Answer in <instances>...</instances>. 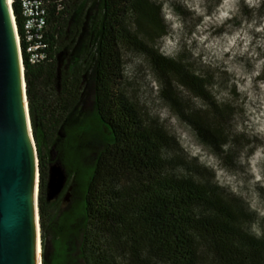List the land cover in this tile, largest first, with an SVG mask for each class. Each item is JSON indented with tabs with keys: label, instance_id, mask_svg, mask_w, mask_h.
<instances>
[{
	"label": "trees",
	"instance_id": "1",
	"mask_svg": "<svg viewBox=\"0 0 264 264\" xmlns=\"http://www.w3.org/2000/svg\"><path fill=\"white\" fill-rule=\"evenodd\" d=\"M11 9L19 28L18 0ZM167 33L159 0H63L58 13L50 4L51 60L22 62L41 264H264V223L253 234L254 212L121 89L122 51L143 55L167 110L220 163L236 165L233 108L216 100L208 72L160 51ZM52 149L69 178L67 202L50 198Z\"/></svg>",
	"mask_w": 264,
	"mask_h": 264
},
{
	"label": "rangeland",
	"instance_id": "2",
	"mask_svg": "<svg viewBox=\"0 0 264 264\" xmlns=\"http://www.w3.org/2000/svg\"><path fill=\"white\" fill-rule=\"evenodd\" d=\"M262 1L159 0L168 25L160 51L171 58L183 55L196 72H208L216 100L233 108L228 129L236 138L234 144L230 143L238 152L235 166L220 163L197 142L189 126L167 110L160 101L159 80L143 55L129 50L121 53L123 93L141 113L158 117L188 157L212 169L214 181L243 200L255 214L250 225L253 234L264 223V11L259 13L258 9ZM190 103L201 106L198 100ZM83 129H91V125L87 123ZM48 159L49 171L56 172L52 177L54 190L60 186L57 193L50 191L51 198L68 194L67 202L69 178L54 149ZM80 175L84 178L86 170Z\"/></svg>",
	"mask_w": 264,
	"mask_h": 264
},
{
	"label": "water",
	"instance_id": "3",
	"mask_svg": "<svg viewBox=\"0 0 264 264\" xmlns=\"http://www.w3.org/2000/svg\"><path fill=\"white\" fill-rule=\"evenodd\" d=\"M8 1L0 0V264H38V255L41 264L37 157ZM54 173L49 171L50 198L60 189L54 190Z\"/></svg>",
	"mask_w": 264,
	"mask_h": 264
},
{
	"label": "built area",
	"instance_id": "4",
	"mask_svg": "<svg viewBox=\"0 0 264 264\" xmlns=\"http://www.w3.org/2000/svg\"><path fill=\"white\" fill-rule=\"evenodd\" d=\"M11 2L12 0L10 6ZM50 4H54L56 13L63 9V0H18L21 18L19 28L11 9L21 66L23 59H26L31 65L51 60L49 44L46 39Z\"/></svg>",
	"mask_w": 264,
	"mask_h": 264
},
{
	"label": "bare ground",
	"instance_id": "5",
	"mask_svg": "<svg viewBox=\"0 0 264 264\" xmlns=\"http://www.w3.org/2000/svg\"><path fill=\"white\" fill-rule=\"evenodd\" d=\"M10 1L11 0H9L8 2L10 3ZM37 251H38V254L40 253V246H39V244H38V249H37ZM38 264H39V255H38Z\"/></svg>",
	"mask_w": 264,
	"mask_h": 264
}]
</instances>
